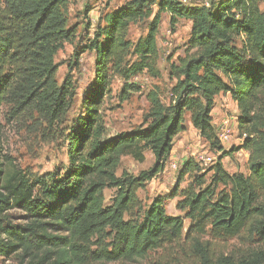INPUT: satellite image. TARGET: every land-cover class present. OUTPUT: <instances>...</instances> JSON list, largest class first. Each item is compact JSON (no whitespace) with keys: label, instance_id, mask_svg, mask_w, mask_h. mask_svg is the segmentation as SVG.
I'll list each match as a JSON object with an SVG mask.
<instances>
[{"label":"trees","instance_id":"trees-1","mask_svg":"<svg viewBox=\"0 0 264 264\" xmlns=\"http://www.w3.org/2000/svg\"><path fill=\"white\" fill-rule=\"evenodd\" d=\"M187 1V0H184ZM263 0H212L186 5L182 0H126L104 16L87 49L96 53L95 82L82 96L84 114L67 135L69 167L52 180L31 182L4 154L0 138V256L17 255L28 264H116L139 259L150 264H264V248L242 255H217L207 240L208 228L220 239L243 233L264 244V10ZM71 0H0V112L42 114L53 126L67 115L74 91L54 82L55 55L73 43L77 29L68 26ZM157 11L154 13V8ZM170 24L192 22L185 52L170 67L175 80L165 105L156 89L143 123L105 138L101 105L111 73L124 79L121 100L128 99L134 76L157 71V34L161 13ZM148 33L136 43L131 24L149 19ZM136 57L133 62L126 59ZM229 93L239 109V147L225 150L212 112L216 98ZM221 153L204 175L182 190L178 209L190 221L166 211L163 197L148 206L140 189L164 172L185 116ZM218 129V128H217ZM249 152L248 173L230 174L222 158ZM151 151L155 164L137 176L117 171L122 158L144 162ZM199 170L192 160L181 175ZM115 190L109 204L105 191ZM177 191V190H176ZM177 196V194H174ZM27 214L25 224L11 210ZM206 239V240H205Z\"/></svg>","mask_w":264,"mask_h":264},{"label":"rangeland","instance_id":"rangeland-1","mask_svg":"<svg viewBox=\"0 0 264 264\" xmlns=\"http://www.w3.org/2000/svg\"><path fill=\"white\" fill-rule=\"evenodd\" d=\"M182 1L186 5H208L212 0ZM125 3L126 0H71L67 10L68 26L76 28L77 34L73 43H66L55 55V63L59 67L54 76V82L58 86L65 83L68 89L74 91L72 106L62 122L51 126L42 114H11L10 105L2 107L0 138L4 154L16 168L27 175L31 182L40 179L52 180L55 176L65 174L67 171L69 167L67 135L76 124V119L84 114L82 96L95 82L96 53L88 50L87 46L94 39L97 27L104 26V16ZM157 9V7L154 8V13ZM154 13L149 19L131 24L128 34L131 42L136 43L147 35ZM191 25V21L181 18L175 26H172L170 14L161 13L157 34L159 75L144 71L134 76L130 83L135 88L129 91L127 100H121L124 79L117 73H111V84L101 105V113L105 122V138L131 131L143 123L144 115L150 107L148 94L151 90L156 89L161 101L169 105L171 88L175 84V80L170 77V67L173 62H177L179 56L184 54L186 43L191 35ZM126 59L131 63L136 57L127 56ZM215 107L217 114L213 116V124L217 133L221 135L222 130L219 127L225 120L224 131L229 135L228 140L221 139L223 148L229 150L232 147H239L242 139L238 132L240 112L237 104L231 97L225 95L224 98L215 102ZM184 126L185 129L174 139L171 163L167 164L162 174L149 181L144 189L138 190L137 196L147 206L156 197H163L167 213L184 218L185 235L190 221L185 218V212L178 209V204L182 200L181 192L193 183L196 176L204 175L209 182L212 175L210 170L218 161L221 153L210 149L208 142L193 127L188 114L185 116ZM145 155L144 162H137L131 156L123 157L117 171L118 175L121 176L126 171L137 176L141 171L152 167L155 164L152 152L147 151ZM189 160L197 164L199 170L181 175L183 164ZM248 160L249 152L242 149L231 156L222 158V164L230 174H247ZM114 194L113 189L105 191V204L111 202ZM10 213L14 223L25 224L27 222L26 213L18 209H13ZM210 228H208L207 240H211L210 246L217 255L220 253L234 256L235 260H238L250 251L264 248V244L258 242L256 236L248 233H243L233 239H220ZM0 264L28 263H21L17 255H13L11 257L0 256ZM116 264L150 263L149 260L139 259Z\"/></svg>","mask_w":264,"mask_h":264},{"label":"crops","instance_id":"crops-1","mask_svg":"<svg viewBox=\"0 0 264 264\" xmlns=\"http://www.w3.org/2000/svg\"><path fill=\"white\" fill-rule=\"evenodd\" d=\"M261 8L264 10V1H263V3H261ZM225 95H228L229 97H231V95L229 94V93H221L217 98H216V101L215 102H217L219 99H221V98H224V96ZM215 111H216V107L214 108V110H213V112H212V115L214 116V114H217V113H215ZM172 159V157L170 158V161L168 162V164H170L171 163V160ZM177 164V163H176Z\"/></svg>","mask_w":264,"mask_h":264},{"label":"built area","instance_id":"built-area-1","mask_svg":"<svg viewBox=\"0 0 264 264\" xmlns=\"http://www.w3.org/2000/svg\"><path fill=\"white\" fill-rule=\"evenodd\" d=\"M225 122V120L223 121V123ZM222 123V124H223ZM222 124L220 125V129L222 130V133H221V135L219 136V138H220V140L222 139V140H224L223 138H225V140H228V138H229V135L224 131V128H225V125L226 124H223V126H222Z\"/></svg>","mask_w":264,"mask_h":264}]
</instances>
